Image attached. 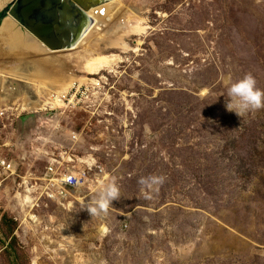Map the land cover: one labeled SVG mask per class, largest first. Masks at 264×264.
<instances>
[{
	"label": "rangeland",
	"instance_id": "obj_1",
	"mask_svg": "<svg viewBox=\"0 0 264 264\" xmlns=\"http://www.w3.org/2000/svg\"><path fill=\"white\" fill-rule=\"evenodd\" d=\"M106 8L102 27L82 41L103 58L95 72L77 59L82 42L51 51L24 33L29 48L12 46L14 53L0 42V82L37 102L66 93L75 79L125 90L135 127L119 141L126 151L102 158L120 197L91 217L82 207L94 194L65 206L38 190L25 209L9 184L0 193V264H264V108L243 118L226 110L222 81L251 74L264 90V0H113ZM59 111L62 130L51 135L35 134L33 116L0 119V154L23 177L42 175L37 148L53 155L71 147L87 119ZM97 135L94 126L90 137ZM149 176L157 182L145 198L138 181Z\"/></svg>",
	"mask_w": 264,
	"mask_h": 264
},
{
	"label": "built area",
	"instance_id": "obj_2",
	"mask_svg": "<svg viewBox=\"0 0 264 264\" xmlns=\"http://www.w3.org/2000/svg\"><path fill=\"white\" fill-rule=\"evenodd\" d=\"M76 80L66 93L53 92L55 96H50L51 102H43L44 105L40 106H29L31 100L24 96L14 98L15 86L11 88L0 82V119L14 122L33 116L37 121V135H41L42 131L51 135V132L62 130L59 108L64 112L79 111L87 118L80 130L69 136V141L74 143L71 147L60 146L58 153L53 155H48L47 150L36 149L46 158L42 175L38 178H35V171L30 173L32 179L23 177L20 165L10 155L0 154V193L13 184L15 189L22 192L13 195L19 204L33 199L38 190L43 191L49 199H60V203L88 201L89 196L94 194L91 189L95 182L105 178L111 180V170L102 162V158L110 160L119 150L126 151L128 147L119 141L125 137L127 139L129 131L135 127L138 113L130 108L133 105L128 103L127 92L120 89L116 92L115 86L109 83L82 86L86 83L80 84ZM83 87L87 90L83 91ZM48 95H41L38 99L42 101ZM58 100L62 101L61 105ZM87 125L92 126L87 128ZM94 126L98 129L97 140L90 137ZM148 133L142 130L139 135L150 137ZM69 178H78L80 186H77L76 179ZM39 181L42 186L38 187Z\"/></svg>",
	"mask_w": 264,
	"mask_h": 264
},
{
	"label": "water",
	"instance_id": "obj_3",
	"mask_svg": "<svg viewBox=\"0 0 264 264\" xmlns=\"http://www.w3.org/2000/svg\"><path fill=\"white\" fill-rule=\"evenodd\" d=\"M72 1L75 0H14L1 11L0 18L12 14L50 50L65 51L81 37L88 17L77 6L84 0H77V5ZM100 1L86 5L97 6Z\"/></svg>",
	"mask_w": 264,
	"mask_h": 264
},
{
	"label": "clouds",
	"instance_id": "obj_4",
	"mask_svg": "<svg viewBox=\"0 0 264 264\" xmlns=\"http://www.w3.org/2000/svg\"><path fill=\"white\" fill-rule=\"evenodd\" d=\"M222 81L227 90L226 110L243 118L252 111L264 108V90L257 87L256 80L251 74L237 79L225 76ZM69 179H76L77 186H80L78 178ZM156 182V179L151 176L140 178L138 183L142 186V194L145 198H150V196L144 189L150 188ZM91 190L94 193L92 199L82 207L88 210L91 217L106 215L109 205L120 197L119 186L114 180L107 178L95 182Z\"/></svg>",
	"mask_w": 264,
	"mask_h": 264
},
{
	"label": "bare ground",
	"instance_id": "obj_5",
	"mask_svg": "<svg viewBox=\"0 0 264 264\" xmlns=\"http://www.w3.org/2000/svg\"><path fill=\"white\" fill-rule=\"evenodd\" d=\"M1 1V4H5L7 3L8 1L10 0H0ZM98 1L100 0H84L83 2H81V4L77 3V0L75 1H72L74 2L77 6H79L86 14H87V22H86V26H85V29L81 35V37H79L73 44V47L70 48L69 50H73V49H76L77 46L86 38H90V33L93 29H100L102 27V24H100L102 21L98 18V14H99V17L102 15V14H106V6L109 5V3H111L113 0H101L98 5H86L87 3H90L92 2V4H96ZM103 2V3H101ZM78 7V8H79ZM8 15V17H6ZM5 17V19L1 22V20L4 18H0V42H3V43H8L7 47H10L8 50H11L12 49V46H20V45H23L25 48H29V46H25V44H23V37H22V34L24 33H28L30 37L38 40L40 43H42V45L44 47H46L47 49H49L47 47L46 44H44L41 40H39L35 35H33L26 27H24L12 14L8 13ZM112 16V15H111ZM108 19V17H107ZM111 19V18H110ZM107 21V20H106ZM18 24V25H17ZM101 25V26H100ZM95 26V28H94ZM23 31V32H22ZM93 33V32H92ZM103 34V33H102ZM89 35V36H88ZM116 35V32L113 33V39H114V36ZM93 36V35H92ZM102 36V35H101ZM100 36V37H101ZM26 39V38H25ZM97 39V38H96ZM101 40V43L102 42H106L107 39H99ZM96 41V42H99ZM105 40V41H104ZM87 41V40H86ZM86 41L84 43H86ZM95 41V40H94ZM110 41V40H109ZM89 42V41H88ZM87 42V46H85V44L83 43L84 47L86 48V50L83 52V51H78L76 50V54L77 55V59L78 61L81 60L83 61V65H84V68L87 69L88 72H95L99 65L103 62V58L101 59H95L92 55V49H93V46L92 44L89 42ZM95 42V43H96ZM82 45V44H80ZM5 47V46H4ZM79 47V46H78ZM19 48V47H18ZM84 48V49H85ZM14 49V48H13ZM11 50V52L14 51H17V50ZM22 49V48H21ZM83 49V48H82ZM50 50V49H49ZM81 50V49H80ZM52 51V50H51ZM78 51V52H77ZM11 56V55H10ZM47 58V57H46ZM58 59V58H57ZM76 59V61H77ZM64 60V59H62ZM67 61V59H65ZM75 61V63H76ZM62 62V61H61ZM61 62H60V70H61ZM104 62H106V59H104ZM97 63H98V66H97ZM64 64V63H63ZM94 65L96 68H94ZM39 70H45L44 67H40L38 66ZM67 68V67H66ZM58 69V68H57ZM65 69V68H64ZM58 70V71H60ZM63 70V69H62ZM67 70V69H66ZM3 71V70H2ZM64 72V71H63ZM61 74V72H60ZM3 77H6L4 75H2ZM61 76V75H60ZM64 77V76H63ZM66 78V77H65ZM60 81H62L60 79ZM66 82V81H65ZM100 83V80H98L96 78V84H99ZM50 95H54L52 93H49ZM21 96H24L28 101H30L28 103V105L30 106L31 104H33V106H40V105H44L43 102H46V103H49L51 101H49L50 99H43L42 101L39 99V102H37L36 100L34 101L30 96L28 95H23L19 92H15L14 93V98H19ZM26 106V105H24ZM27 202H23L22 204L26 207V209H29V207H31L33 205V202L30 201L29 199H26ZM60 205H63V203H61ZM28 207V208H27ZM32 218H36L37 216H34L32 215L31 216Z\"/></svg>",
	"mask_w": 264,
	"mask_h": 264
},
{
	"label": "crops",
	"instance_id": "obj_6",
	"mask_svg": "<svg viewBox=\"0 0 264 264\" xmlns=\"http://www.w3.org/2000/svg\"><path fill=\"white\" fill-rule=\"evenodd\" d=\"M255 213H256V210H255ZM256 214H257V213H256ZM257 215H258V214H257ZM236 216H238V214H236ZM240 225H241V224H240ZM240 225H238V224L235 225V230H236V231H238ZM243 232H244V230H243ZM239 234H242V233H239ZM76 242H78V241H76Z\"/></svg>",
	"mask_w": 264,
	"mask_h": 264
},
{
	"label": "flooded vegetation",
	"instance_id": "obj_7",
	"mask_svg": "<svg viewBox=\"0 0 264 264\" xmlns=\"http://www.w3.org/2000/svg\"><path fill=\"white\" fill-rule=\"evenodd\" d=\"M0 5H1V1H0Z\"/></svg>",
	"mask_w": 264,
	"mask_h": 264
}]
</instances>
